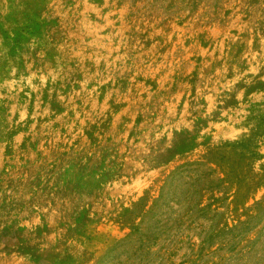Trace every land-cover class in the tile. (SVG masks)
Returning <instances> with one entry per match:
<instances>
[{
	"label": "rangeland",
	"instance_id": "1",
	"mask_svg": "<svg viewBox=\"0 0 264 264\" xmlns=\"http://www.w3.org/2000/svg\"><path fill=\"white\" fill-rule=\"evenodd\" d=\"M0 264H264V0H0Z\"/></svg>",
	"mask_w": 264,
	"mask_h": 264
},
{
	"label": "trees",
	"instance_id": "2",
	"mask_svg": "<svg viewBox=\"0 0 264 264\" xmlns=\"http://www.w3.org/2000/svg\"><path fill=\"white\" fill-rule=\"evenodd\" d=\"M183 171H172L171 172V174H169V176L167 177V179H169V181L167 180V181H165V183L163 184V186H161V189H160V192H159V195H158V197L155 199V202L153 203V205L152 206H155L156 205V203L158 202V205H159V208H163V206L167 203V200H168V198H169V191H170V186H171V184H172V182H173V179H174V175L177 173V175H178V173H182ZM164 187H166L167 188V190L165 191V194H163V190H164ZM152 210V208L151 209H149L148 211H147V213H149L150 211ZM252 219H254V218H249V219H247V220H245V221H242L240 224H239V226H237V227H233L231 230H227V231H229V233H231V237H236L237 235H239V233L241 232V231H245V230H247V228H248V224L250 223V221H252ZM213 232H209V233H207V235L205 236V238H203V240H201L202 242H209L210 240H211V238H212V236H213Z\"/></svg>",
	"mask_w": 264,
	"mask_h": 264
}]
</instances>
